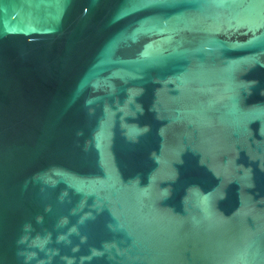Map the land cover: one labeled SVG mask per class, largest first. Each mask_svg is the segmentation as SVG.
I'll return each mask as SVG.
<instances>
[{
	"label": "water",
	"instance_id": "obj_1",
	"mask_svg": "<svg viewBox=\"0 0 264 264\" xmlns=\"http://www.w3.org/2000/svg\"><path fill=\"white\" fill-rule=\"evenodd\" d=\"M0 264H264V0H0Z\"/></svg>",
	"mask_w": 264,
	"mask_h": 264
}]
</instances>
